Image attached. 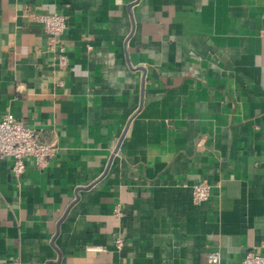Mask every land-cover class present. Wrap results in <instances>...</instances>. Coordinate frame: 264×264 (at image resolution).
Returning a JSON list of instances; mask_svg holds the SVG:
<instances>
[{
	"label": "crops",
	"instance_id": "obj_1",
	"mask_svg": "<svg viewBox=\"0 0 264 264\" xmlns=\"http://www.w3.org/2000/svg\"><path fill=\"white\" fill-rule=\"evenodd\" d=\"M6 113L58 148L0 158V264L264 255V0H0Z\"/></svg>",
	"mask_w": 264,
	"mask_h": 264
},
{
	"label": "built area",
	"instance_id": "obj_2",
	"mask_svg": "<svg viewBox=\"0 0 264 264\" xmlns=\"http://www.w3.org/2000/svg\"><path fill=\"white\" fill-rule=\"evenodd\" d=\"M32 18L45 33L48 46L54 48L66 29V16L62 12L49 11L34 13ZM59 59L61 63L65 62L63 55H59ZM57 148L55 143L39 141L35 129L24 125L12 113H6L0 117V158L12 159L11 172L14 176L23 174L27 158L32 159L36 167L43 168ZM209 189L210 185L205 180L193 183L191 185L192 200L197 203L206 200ZM116 211L118 212L117 209ZM122 245L123 239L116 237L115 246L121 248ZM208 261L213 264L220 263L219 251L210 252ZM12 264L18 263L14 261ZM239 264H264V255L253 251L247 252Z\"/></svg>",
	"mask_w": 264,
	"mask_h": 264
}]
</instances>
